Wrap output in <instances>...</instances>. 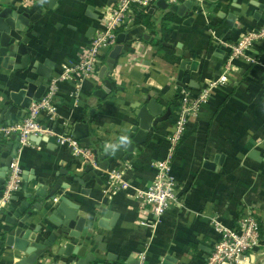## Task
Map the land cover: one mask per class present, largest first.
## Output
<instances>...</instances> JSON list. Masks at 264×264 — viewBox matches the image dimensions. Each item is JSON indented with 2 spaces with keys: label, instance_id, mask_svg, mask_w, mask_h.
Segmentation results:
<instances>
[{
  "label": "crops",
  "instance_id": "crops-1",
  "mask_svg": "<svg viewBox=\"0 0 264 264\" xmlns=\"http://www.w3.org/2000/svg\"><path fill=\"white\" fill-rule=\"evenodd\" d=\"M115 1L0 0V11L10 7L20 15L29 14L25 17L28 27L20 23V38L30 37L27 46L32 63L53 69L55 77L66 65L84 57L91 37L102 25V11ZM158 1L144 8L151 25L137 23L134 10L127 28L120 29V33L126 34V41L114 70H103L108 53L99 70L100 78L86 79L78 94L75 85L61 83L55 94L59 102L55 103L56 118L49 120L43 116L41 122L71 135L78 124H85L78 128L81 139L77 140L93 152L101 142L106 147L120 134L129 132L138 121L135 106L149 98L156 96L164 110L170 108V118L158 124L132 157L109 168H124L123 178L129 187L107 193L106 174L101 177L102 184L96 178L84 184L65 181L67 188L35 212L25 228L35 231L41 226L35 232L41 238L56 230L47 219L52 213L46 206H57L63 195L80 205L78 215L87 219L75 242L77 246H86L87 254L95 253L96 260L90 264H132L130 260L163 264L167 256H173L179 264H207L219 237L213 220L235 227L243 213L252 211L260 222L261 245L239 264H264V42L252 52L255 62L242 58L231 62L227 83L213 89L198 114L188 121L172 164L183 205L165 212L154 227L141 224L152 218L148 210L141 208L136 192L152 183L156 161L166 157L170 149L169 136L174 130L182 90L198 95L224 74L231 45L264 20V0H195L194 6L187 8L188 16L162 9ZM147 19L144 17L143 21ZM164 24L173 27L163 42L174 51L172 56L158 43ZM20 61L19 55L15 62ZM31 67L22 72L9 70L5 73L7 78L0 75L2 101H9L12 92L24 87L26 76L38 77L30 71ZM107 78L113 90L94 104L93 93ZM6 121H12V114ZM13 135L3 136L2 141L14 142V146ZM254 151H258L257 155H253ZM15 158L20 161L22 178L19 189L12 194L15 200L11 196L2 201L0 196V239L7 216L14 215L12 203L21 206L26 191H50L58 180L83 176L88 163L74 157L68 147L57 144L54 138L40 140L35 136L25 145L20 143ZM209 162L214 163L213 167ZM64 169L66 174H61ZM70 240L68 237L64 242ZM58 248L57 245L40 257L37 264H65ZM24 256V252L4 243L0 262L15 264Z\"/></svg>",
  "mask_w": 264,
  "mask_h": 264
},
{
  "label": "water",
  "instance_id": "water-1",
  "mask_svg": "<svg viewBox=\"0 0 264 264\" xmlns=\"http://www.w3.org/2000/svg\"><path fill=\"white\" fill-rule=\"evenodd\" d=\"M194 2L195 0H188L182 4L170 5L166 0H159L157 5L162 9L173 10L180 15L188 16L189 12L187 8L191 9L194 6ZM89 8L92 9L91 6ZM22 15L18 11H13L10 7L0 11V75L7 78L5 74L7 71L15 70L22 72L28 70L33 65L30 71L37 73L38 77L34 79L26 76L24 78V87L17 92H12L9 101L4 102L0 97V123L5 124L16 123L23 118L31 103L37 101L43 95L48 85V80L53 78V69L46 70L43 64L37 62L32 63V53L27 46L30 37L20 38L19 32L20 23L28 27L29 20L25 19V17H29V14ZM125 41L126 34L119 33L117 44L110 50L107 63L103 66V70L108 68L109 72L114 70L119 57L123 53ZM19 55L21 56V61L15 62ZM184 63H182V69L180 70V79L182 78ZM100 76H102L101 73ZM104 81L103 86L93 93L94 104L99 99L106 98L113 90L111 80L107 78ZM52 99L54 103L59 104L57 95H54ZM135 108L137 109V124L131 126L129 132L120 134L110 145L104 147V143L101 142L97 148H94V163H87L83 176H68L65 179L58 180L50 191L46 189L37 190L35 193H28L26 191V197L22 201L21 206H16L14 203L11 204L10 209L14 212V215L7 216L6 218L7 224H4L1 230L3 237L0 239V248L5 243L25 253V256L15 264H37L40 257L53 251L57 245L59 247L57 253L62 256V261L65 264H72L74 262L76 264H90L91 261L96 260L94 252L87 254L86 246L76 245L75 240L81 237L87 219L78 215L80 205L75 204L66 196H60V202L57 206L52 204L46 206L48 209H51L50 211L52 213L48 216V221L57 227L46 238H41V235L35 234V232L41 229V226L35 231H32L25 228V224L28 223L35 212L44 208L47 201L56 200L57 194L67 188L63 182L76 181L84 184L91 178H96L102 184L101 177L107 173L112 164L121 160H128L132 157L138 151L139 146L148 140L150 133L156 129L158 124L168 120L171 116L170 108L164 110L163 105L158 102L156 96L149 98L143 104L138 103ZM15 109L17 111L14 113ZM11 114L12 121H6ZM84 126L85 124L80 123L75 127L72 135L76 139H81L78 134L80 133V129L78 128ZM16 137L15 134L12 136L13 140H16L13 146L14 142L2 141L4 137L0 136V189L4 188L10 164L13 158L17 156L20 147V142ZM37 138L40 140L43 139V137ZM257 153L258 151H254L253 155H257ZM209 163L213 167L214 163ZM60 173L66 174V170L64 169ZM27 188L28 184L24 189L26 190ZM15 197L12 196V200H15ZM28 199L34 200V202L31 204ZM110 213V211L107 212L106 216L108 217ZM99 224L101 225V222ZM102 226L106 227L107 225L102 224ZM68 237L71 240L64 242ZM100 249L104 250V247H100ZM130 261L133 262L132 264H139V260ZM163 264H179V262L173 256H167Z\"/></svg>",
  "mask_w": 264,
  "mask_h": 264
},
{
  "label": "built area",
  "instance_id": "built-area-1",
  "mask_svg": "<svg viewBox=\"0 0 264 264\" xmlns=\"http://www.w3.org/2000/svg\"><path fill=\"white\" fill-rule=\"evenodd\" d=\"M187 0H167L169 4H180ZM155 0H116L114 4L106 7L101 14L102 25L91 37L84 57L74 63L66 65L61 73L53 77L43 95L33 101L27 109L26 115L18 122L12 124H0V136L9 137L17 134L21 144L29 142L31 136L54 138L56 143L68 147L76 158L86 159V162L94 163V153L81 146L71 134H63L41 122L43 116L54 120L57 116V105L53 102V96L58 92L61 83L69 82L76 86L77 94L82 91L83 82L86 79H99V70L103 64V58L117 44L120 29L125 27L134 16V5L140 8H148ZM264 42V20L255 29L246 33L231 45V53L227 70L218 79L204 88L198 95H193L187 89L181 92L174 130L169 136L170 149L166 157L155 163V178L145 189L137 190L136 197L140 200L141 208L148 210L152 220L144 219L141 224L154 227L161 217L175 205H183L181 198V186L172 172V164L175 152L185 133L186 126L192 116H196L204 102L212 94V90L219 85L227 83L231 62L235 59L255 62L253 51ZM125 169H113L107 171L106 188L110 190L126 189L128 182L123 178ZM21 164L19 159L13 158L2 193L3 199L10 200L12 194L20 187ZM0 200V206L1 202ZM215 230L219 237L215 240L207 264H239L249 258V254L261 245L260 222L252 212L243 213L235 227H230L218 219L213 220ZM143 264V263H140Z\"/></svg>",
  "mask_w": 264,
  "mask_h": 264
},
{
  "label": "trees",
  "instance_id": "trees-1",
  "mask_svg": "<svg viewBox=\"0 0 264 264\" xmlns=\"http://www.w3.org/2000/svg\"><path fill=\"white\" fill-rule=\"evenodd\" d=\"M134 10L136 12V22L137 23H144L147 24L148 26L151 25V21L149 20V18L147 19V17L149 16V13L147 11L144 10V8H140L138 5H134ZM170 14H175L174 12H170ZM146 18V21H143V18ZM173 30V27L169 26V24H164L162 27V32H163V36L161 38V40H159L158 43H162V48L167 52V54H170L172 56V54L174 53V51L172 50V48L166 44H163V42H165V40L168 39L171 31ZM107 179V176H106ZM3 193V189H0V196ZM1 251V248H0ZM0 264H2L0 262Z\"/></svg>",
  "mask_w": 264,
  "mask_h": 264
}]
</instances>
